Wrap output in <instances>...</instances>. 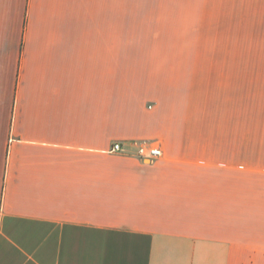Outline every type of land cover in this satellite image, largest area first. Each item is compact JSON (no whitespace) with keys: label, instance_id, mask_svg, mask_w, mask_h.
<instances>
[{"label":"crops","instance_id":"0c3cea01","mask_svg":"<svg viewBox=\"0 0 264 264\" xmlns=\"http://www.w3.org/2000/svg\"><path fill=\"white\" fill-rule=\"evenodd\" d=\"M137 1L0 0V264H264V62Z\"/></svg>","mask_w":264,"mask_h":264},{"label":"rangeland","instance_id":"374dc122","mask_svg":"<svg viewBox=\"0 0 264 264\" xmlns=\"http://www.w3.org/2000/svg\"><path fill=\"white\" fill-rule=\"evenodd\" d=\"M163 3L165 43L197 51L200 60L264 62V0H139Z\"/></svg>","mask_w":264,"mask_h":264},{"label":"built area","instance_id":"2783aa9c","mask_svg":"<svg viewBox=\"0 0 264 264\" xmlns=\"http://www.w3.org/2000/svg\"><path fill=\"white\" fill-rule=\"evenodd\" d=\"M136 149V155L140 159L154 161L162 156V151L156 144L152 142H134L132 144ZM112 152H122L119 144L113 145Z\"/></svg>","mask_w":264,"mask_h":264}]
</instances>
